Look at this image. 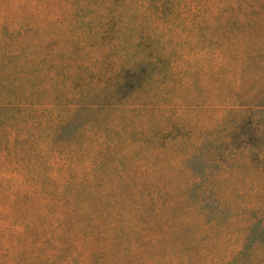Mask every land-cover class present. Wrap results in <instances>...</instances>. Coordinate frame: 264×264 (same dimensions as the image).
Segmentation results:
<instances>
[{"label": "rangeland", "instance_id": "rangeland-1", "mask_svg": "<svg viewBox=\"0 0 264 264\" xmlns=\"http://www.w3.org/2000/svg\"><path fill=\"white\" fill-rule=\"evenodd\" d=\"M7 34L0 264L52 216L73 236L54 264H264L259 181L200 163L233 118L264 129V0H0Z\"/></svg>", "mask_w": 264, "mask_h": 264}, {"label": "trees", "instance_id": "trees-1", "mask_svg": "<svg viewBox=\"0 0 264 264\" xmlns=\"http://www.w3.org/2000/svg\"><path fill=\"white\" fill-rule=\"evenodd\" d=\"M21 51L20 43L16 47L12 46L11 35L9 34L6 35L4 42H0V55L3 57L4 64L14 66L13 61L20 56ZM143 63L142 59L131 64L123 62L120 70H124L128 74L133 73L135 69L141 68ZM259 110L262 113L264 112L262 108ZM226 112H228L227 109ZM262 123L263 121L259 119V116L233 118L230 123L228 122L229 126L225 132V140L217 142L219 143L217 144L218 147L212 150L213 153L210 157H206L200 162L203 164L201 172L209 170V168L204 167L207 163L213 164L215 176L218 175L223 179L228 177L231 172L235 173V171L240 170L248 179H257L259 181L258 188L264 191V129ZM225 143H229L230 149L226 147L227 144ZM65 224L69 225L68 222H63L62 218L56 216L49 218L47 225L51 235L46 238H39L42 240H37L36 246L30 247L27 251L25 249L18 251L23 257L21 264H28V258H31L29 264H54L57 260L66 256V252H64L66 244L72 240L73 236L65 232ZM57 231L60 232L58 235H52ZM33 239H37V236H34ZM247 240L251 242L250 246L255 242L256 245L264 247V209L257 212L250 234L245 238L246 244ZM243 247H245V244ZM3 253L7 254L6 251ZM235 262V259L232 258L231 261L228 260L227 264H235Z\"/></svg>", "mask_w": 264, "mask_h": 264}]
</instances>
